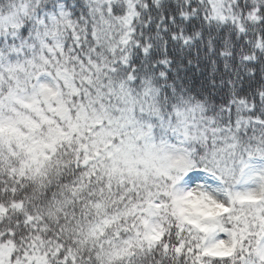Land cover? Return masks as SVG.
<instances>
[{
    "label": "snow or ice",
    "instance_id": "snow-or-ice-1",
    "mask_svg": "<svg viewBox=\"0 0 264 264\" xmlns=\"http://www.w3.org/2000/svg\"><path fill=\"white\" fill-rule=\"evenodd\" d=\"M0 264H264V0H0Z\"/></svg>",
    "mask_w": 264,
    "mask_h": 264
}]
</instances>
